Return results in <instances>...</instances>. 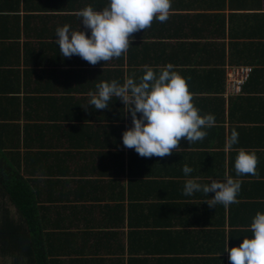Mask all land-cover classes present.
<instances>
[{
  "label": "crops",
  "instance_id": "obj_1",
  "mask_svg": "<svg viewBox=\"0 0 264 264\" xmlns=\"http://www.w3.org/2000/svg\"><path fill=\"white\" fill-rule=\"evenodd\" d=\"M106 4L0 0V162L24 178L42 242L36 255L0 181V264H230L228 242L251 238L264 212V0H172L167 22L135 33L126 57L95 66L63 58L57 27L90 35L77 13ZM169 63L215 125L203 141L182 139L171 156L142 158L123 146L131 116L122 102L95 110L88 93ZM231 67L249 68L239 92L227 83ZM233 130L238 143L226 148ZM240 149L256 154L258 176H237ZM226 174L241 181L238 203L209 208L214 193L183 194L187 179Z\"/></svg>",
  "mask_w": 264,
  "mask_h": 264
},
{
  "label": "clouds",
  "instance_id": "obj_2",
  "mask_svg": "<svg viewBox=\"0 0 264 264\" xmlns=\"http://www.w3.org/2000/svg\"><path fill=\"white\" fill-rule=\"evenodd\" d=\"M171 7L172 0H107L100 10L88 5L77 15L82 18V27L90 30V35L82 29L72 30L68 24L57 27L59 53L63 58L79 56L92 66L126 57L134 34L150 28L154 20L167 22ZM143 73L138 81L126 77L123 84L117 80L97 83L96 91L88 93V106L104 110L110 108L114 97L120 100L124 105L122 114L131 116V126L122 133L123 146L134 149L142 158L171 156L181 148L182 139L190 145L203 141L208 134L205 129L215 125V117L201 115L194 106L186 78L175 71L171 63L158 73L146 65ZM238 137L239 133L233 130L226 138V148L238 143ZM258 162L254 152L240 149L235 158L237 176H258ZM182 171L188 176L193 169L185 164ZM201 191L206 196L214 193L204 202L209 208L218 204L227 208L238 203L241 181L227 174L223 181L212 179L207 184L197 179L185 181V196ZM250 231L251 238L244 237L238 246L229 247L228 242L225 252L230 264H264V212L256 213Z\"/></svg>",
  "mask_w": 264,
  "mask_h": 264
},
{
  "label": "trees",
  "instance_id": "obj_3",
  "mask_svg": "<svg viewBox=\"0 0 264 264\" xmlns=\"http://www.w3.org/2000/svg\"><path fill=\"white\" fill-rule=\"evenodd\" d=\"M3 153L0 151V158ZM3 159V158H2ZM1 161V160H0ZM0 162V181L3 183L5 190L10 198L14 201L18 208L19 214L22 216L26 231L30 236L29 247L35 249L36 255L38 249H42L41 238L39 237V225L37 223V210L34 199L30 190L26 187L24 178L17 171L5 172L4 166L7 165L5 160ZM7 173V174H6ZM6 237V236H5ZM7 239V238H6ZM5 239V240H6ZM24 239V238H23ZM25 241V239H24ZM6 248V246H5ZM26 248L24 247V251ZM39 264V263H38Z\"/></svg>",
  "mask_w": 264,
  "mask_h": 264
},
{
  "label": "built area",
  "instance_id": "obj_4",
  "mask_svg": "<svg viewBox=\"0 0 264 264\" xmlns=\"http://www.w3.org/2000/svg\"><path fill=\"white\" fill-rule=\"evenodd\" d=\"M249 76L248 67L235 68L231 67L227 69V83L233 92H239Z\"/></svg>",
  "mask_w": 264,
  "mask_h": 264
}]
</instances>
